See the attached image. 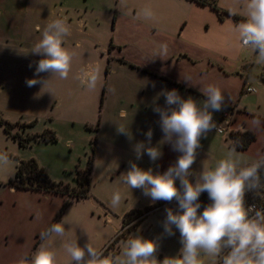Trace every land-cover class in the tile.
<instances>
[{
    "label": "rangeland",
    "instance_id": "rangeland-1",
    "mask_svg": "<svg viewBox=\"0 0 264 264\" xmlns=\"http://www.w3.org/2000/svg\"><path fill=\"white\" fill-rule=\"evenodd\" d=\"M116 2L117 0H0V81L6 85L5 89H0V118L10 122L21 120L18 126L12 129V133H18L24 139L38 138L41 133L34 131H43L46 128L55 131L58 138L57 142L50 143L42 139L35 140L31 145L23 147L19 145L18 139L9 136L0 125V153H6L12 161L10 167L0 168V181L7 183V186L0 187V264H17L25 256L31 259L40 245L45 243L41 240V233L60 212L65 198L51 189L48 192L11 190L9 182L14 179L17 161L35 159L49 179L58 183L61 189L64 184L78 189V172L87 169V161L92 154L91 140L95 136H98V140L95 167L88 175L91 179L89 195L86 199L72 202L60 214L54 223L64 222L65 235L53 236L52 240L47 242L57 254V264H69L70 257L62 246L69 240L77 241L81 247L91 243L111 259V254L120 246L119 258L126 259L123 256L126 246L123 237L128 236L124 233L138 223L142 215L148 219L141 227L140 225L133 227V237L157 241L170 257L178 256L180 253L182 243L179 230L173 225L174 234L166 233L164 230L166 220H162L165 209L156 208L166 201H153L143 194L142 189H130L121 180V175L130 169V162L136 163L143 170L151 168L153 174H162L176 163L182 153L178 155L180 152H177L175 157L169 159V151L173 149L171 143H160L164 133L160 126V115L154 109L157 106L168 107L165 96L158 95L164 90H171L164 82L156 77L145 76L116 60L111 62V72L106 78V54L112 38V13L116 10ZM221 2L237 15L245 17L243 8L245 0ZM85 10L88 11L87 14ZM82 14L88 19L89 32L86 36L79 35L78 22ZM211 17H215V14H211ZM56 19L66 20L71 26V35L65 38L63 45L73 53L71 71L67 79H59L47 72L40 73L37 77L35 68L42 57L32 54L31 50L41 38L43 28ZM37 25L41 31H37ZM234 26L231 22V33L237 37L233 31ZM178 33L180 31L176 32ZM194 33L195 36L200 34L196 30ZM158 39L157 43L148 41L143 43L155 51L154 55L161 44H167L171 50L185 47V42H178L176 37ZM78 42L81 45H78ZM123 48L128 56L149 61L137 51V48H133L131 43H123ZM168 54L173 61L172 52ZM214 60L211 58L209 61L214 63ZM30 64L32 67H29ZM93 68L99 69L100 79L97 87L89 90L81 83L79 77L82 72ZM169 71L197 85L216 84L214 77L201 74L202 71L196 72L176 65L170 66ZM33 78L48 79V83L44 89L41 84L28 87L26 80ZM105 82L107 97L101 110L99 102ZM257 87L260 93L244 95L242 105L247 106L249 110H257L259 101L262 106L259 112L264 116V87L261 85ZM192 98L201 106L205 100ZM122 109L125 110L123 117L120 115ZM224 110L213 113V118L217 122L227 113L225 108ZM99 116L101 122L100 130L97 132L95 128ZM28 119H37L39 127L31 129L30 122H23ZM118 126L127 129L130 135L118 133ZM149 129L153 132L150 143L146 137ZM27 130L29 132L25 133ZM222 140L223 137L216 130L207 133L206 138L201 139L202 147L197 149L196 161L190 169L193 175L201 173L216 160L218 162L226 157L229 149ZM140 142L146 147H158L162 156L152 161L145 151L141 158L137 159L134 147ZM236 158L241 162L248 160L246 154L237 151ZM26 172L25 178L28 176ZM189 180L192 183L195 181L192 175L189 176ZM16 181L19 182V179ZM177 181L178 179L176 186L182 191ZM13 187L15 188L14 185ZM115 192L122 196L119 207H113L111 204ZM256 198H259V191L247 192L245 204L248 200ZM70 200H74V197H70ZM207 205L201 203L198 215L202 214ZM126 212H131L125 217L126 226L134 223L116 234L121 216ZM117 237L122 238V241L117 243L115 241ZM107 248L109 251L106 252ZM199 259L201 264L213 262V258L203 253ZM217 263L222 264V261L219 260Z\"/></svg>",
    "mask_w": 264,
    "mask_h": 264
},
{
    "label": "clouds",
    "instance_id": "clouds-1",
    "mask_svg": "<svg viewBox=\"0 0 264 264\" xmlns=\"http://www.w3.org/2000/svg\"><path fill=\"white\" fill-rule=\"evenodd\" d=\"M243 8L245 19L236 24L233 31L241 47L256 54L255 63L264 65V0H245ZM142 15L151 18L153 14L150 9H144ZM37 31H41L39 25ZM70 35L71 26L66 20H53L43 28L41 38L31 50L32 54L42 57L36 64L37 77L47 72L59 79L68 78L73 53L63 45L65 38ZM167 53V44H161L155 55L162 58ZM79 79L89 90H94L100 79V71L93 68L82 72ZM47 83L48 79L26 80L28 87L41 84L44 89ZM158 95L165 96L168 106L154 109L160 115V126L164 133L160 143H171L173 150L182 155L162 174H153L151 168L143 170L130 162V169L121 175V180L130 189H142L143 194L153 201H178L180 212L166 209L164 230L169 235L174 234L173 225L179 230L182 243L179 255L159 261L156 258V242L139 236L126 242L123 252L126 259L123 260L106 257L103 251L91 243L81 247L77 241L69 240L62 245L70 257L69 264H201V253L213 258L214 264L217 260L222 261V264H264V210L245 206L247 192L264 189L260 176L261 170H264V154H258L250 165L242 167L241 161L236 158L235 148H232L214 168L203 169L195 183L190 182L189 176L193 175L190 169L196 161L197 149L202 147L201 139L217 129L213 113L224 109L225 97L219 87L211 84L203 90L206 99L202 106L192 97L182 98L175 89L164 90ZM120 115L125 116V110L122 109ZM260 123L259 120L254 121L256 126ZM117 131L130 135L122 126H118ZM152 135L149 129L146 133L149 143ZM134 151L137 159L145 151L152 161L162 156L158 147H146L143 142L137 143ZM11 165L9 156L0 153V168ZM177 179L182 191L176 186ZM203 192L208 193L211 203L198 215V209L201 208L199 197ZM121 203V194L115 192L111 199L112 206L119 207ZM64 235L63 221L52 224L41 233V240L45 243L40 245L31 259L22 257L17 264H57V254L47 242L53 236ZM224 249L229 251L222 256Z\"/></svg>",
    "mask_w": 264,
    "mask_h": 264
},
{
    "label": "crops",
    "instance_id": "crops-1",
    "mask_svg": "<svg viewBox=\"0 0 264 264\" xmlns=\"http://www.w3.org/2000/svg\"><path fill=\"white\" fill-rule=\"evenodd\" d=\"M215 3L222 11H226L230 13V15L223 14L222 18H220V14L210 5L201 4L196 0H117L115 3L116 10L112 13V19L113 16H115V26L112 28V38L106 54L107 65L105 67V75L106 78L109 76L111 72V62L116 60L120 64L125 66L128 65L131 69L137 70L145 76H150L151 78L156 77L164 82L171 90H177L179 95L184 99H187L190 96L197 99H206L203 95V90L207 86L194 84L189 79L172 74V71H169L170 66L176 65L177 67H186L190 70H195L196 72L202 71L200 72L201 74L205 73L206 75H211L214 77L213 80L216 81L215 86L221 89L222 94L225 97L226 106L224 108L226 109V107L232 103H237L238 109L234 110L232 116L234 118V127L255 135V139L246 149L236 148L229 140H226L223 137L222 142L225 145L227 144L229 150L235 148L237 152L248 156V160L246 159L241 162V166L243 167L250 165L258 154H264V116L259 112L262 106L259 101L256 108L257 110H249L247 106L242 105V98L244 95H248L242 94V89L245 84L255 86L258 89L257 93H260L259 88L257 87L258 85L264 87V65H257L255 63L256 54L249 49L242 48L237 37L231 33V22L236 25L238 24L236 21H243L245 17L235 14L239 19L234 18L233 10L230 7L224 5L221 0H215ZM144 9L151 10L153 14L151 18H145L142 15ZM76 12L79 13V11ZM85 12L87 14L88 11L85 10ZM211 14H215V17H211ZM81 18L84 20H81ZM79 20V35L86 36L89 32L88 19L82 14L79 16ZM195 30L199 31L200 34L195 36ZM178 31H180V33L176 34ZM159 37L162 40L176 37L178 42H185V47L181 46L176 50H171L170 47L168 48V53L172 52L171 55L173 56V61H171L168 53L162 58L155 57V51H153L152 48H148L143 43L146 41L157 43ZM125 42L131 43L133 48H137V51L142 53L143 57L149 61H145L139 57L128 56L127 51L123 48V43ZM78 45H81V43L78 42ZM211 58L215 59L214 63L209 61ZM107 67L109 68L108 72H106ZM5 88V83L0 81V89ZM104 88L105 93L103 96V104L100 106L102 91ZM106 97L107 82H105L101 89L99 102L101 110L104 108ZM257 98H259V95ZM223 111L225 110L223 109L222 112ZM34 120H36V124L30 128L37 129L39 127V121L37 119L23 120V122L29 123ZM255 120L261 122L259 126L254 124ZM17 121L18 120L12 121V123ZM20 121L21 120H19V122ZM214 121L217 123V120L214 119ZM100 122L101 116H99L95 128L97 132L100 130ZM43 131L34 132L42 133ZM26 132H29V130L25 131V133ZM177 152L178 151L170 149L168 154L169 159L175 157ZM179 154L181 153H178V155ZM17 163H19V161H17ZM216 164L217 160L215 163L213 162L211 165H208L206 169L214 168ZM199 174L200 172L192 175L194 180H196V177ZM178 181L177 184L179 185L180 181ZM4 183V181H0V187L7 186V183ZM9 188L13 191L19 189L16 187L14 188L11 184L9 185ZM63 197H65L63 199L64 202L68 196ZM86 198H81L79 200L74 198V200L70 201L72 203ZM160 201L162 202L163 200ZM131 212H126L121 216L120 227L116 229V234H119L123 228L134 223L131 222L126 226L127 222L125 223L124 221V218ZM162 215V220H166V210ZM147 219L148 217L142 215L136 224L141 227ZM131 229H133V227H131ZM133 235L134 230H131L127 235L128 238L123 237V241L127 242L133 237ZM121 239L118 240L117 243L122 241ZM156 244V256L161 258L159 261H163L165 257H170L162 245H159L157 241ZM120 254L121 247L118 246L115 254H111L112 259L121 260L119 258ZM217 262L218 260L216 263ZM211 264H214V262Z\"/></svg>",
    "mask_w": 264,
    "mask_h": 264
},
{
    "label": "trees",
    "instance_id": "trees-1",
    "mask_svg": "<svg viewBox=\"0 0 264 264\" xmlns=\"http://www.w3.org/2000/svg\"><path fill=\"white\" fill-rule=\"evenodd\" d=\"M196 1L201 3V4L210 5L213 9H215L220 14V18H222L223 14L230 15V13H228L226 11H222L216 5L215 1H209V0H196ZM233 17L238 18L236 15H233ZM114 26H115V16H113V19H112V28H114ZM108 71H109V68L107 67L106 72H108ZM104 93H105V88L102 91L101 105L100 106H102V104H103ZM18 124H19V122L12 123L8 120L0 118V125L3 126L4 131L9 136H12L14 139H18L20 146L27 147V146L31 145L32 141L39 140V139L44 140L46 143L58 141V138H57L55 131H52L50 129L44 130L41 134H39V137L35 136L38 138L29 137L28 139H24L18 133H12V129L17 127ZM29 124H30V126H34L36 124V120L31 121ZM241 137L242 138H241L240 144H234V146L238 149H246L248 147V145L255 139V135L252 133H249V132L243 133L241 135ZM97 140H98L97 136H95L91 140V142L93 143L92 154L88 158L87 169L85 171H79L78 172V177H77L78 189H76L75 187H71L69 184H64L63 189H61L57 185L58 183L51 181L49 179V177L46 174V172L44 171V169L38 165V163L35 161V159L19 160V163L16 166V172H15L14 179L10 180V184L12 186L14 185L16 188H19V189L39 190V191H44V192H48L51 189L56 194L68 196V198H66L64 200L60 212L55 216V218H54L53 222L50 224V226L52 224H54V222L59 219L60 214L71 203L70 197H74L77 200H79L81 198L88 197V195H89L88 192L90 190V180H91L88 175L92 172V170L94 168V159H95V154H96ZM25 172L28 173V176L26 178L24 177ZM16 179H19V182H17ZM59 184H62V183H59ZM199 202H201L203 205H207V203L211 202L207 192L201 193V195L199 197ZM171 209L173 210L174 213H176L177 211H181L178 207V203L174 204L171 207ZM124 221L126 223L125 218H124ZM137 225L138 224H136V226ZM133 227H135V225ZM131 230H132L131 227L128 228V233H130ZM118 240H120L119 237H117L115 239L116 242Z\"/></svg>",
    "mask_w": 264,
    "mask_h": 264
},
{
    "label": "built area",
    "instance_id": "built-area-1",
    "mask_svg": "<svg viewBox=\"0 0 264 264\" xmlns=\"http://www.w3.org/2000/svg\"><path fill=\"white\" fill-rule=\"evenodd\" d=\"M209 1H215V0H209ZM258 92V89L250 84H245L242 89V94H255ZM237 103H232L226 107L227 113L222 118L221 121L217 122V129L216 131L218 134H220L222 137H224L226 140H229L233 145L234 144H240L241 141V135L245 133V131L241 130L240 128L234 127V118L233 112L234 110H237ZM261 180L264 182V170H261L260 172ZM259 191V198H256L254 200H248L245 204L246 207H255L256 209L264 210V189H260ZM178 203V201L173 200L171 202H164L159 204L156 208L157 209H169L174 204ZM155 208V209H156ZM132 226V225H131ZM129 233L126 230L124 233L125 236H127ZM109 251V248L106 249V252ZM112 251V250H111ZM229 249H225L222 252V256L227 254ZM157 260H160L161 258L159 256H156ZM219 261V260H218ZM218 264V263H217Z\"/></svg>",
    "mask_w": 264,
    "mask_h": 264
}]
</instances>
